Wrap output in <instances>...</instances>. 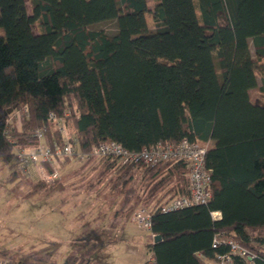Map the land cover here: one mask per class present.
Returning <instances> with one entry per match:
<instances>
[{"label": "trees", "instance_id": "16d2710c", "mask_svg": "<svg viewBox=\"0 0 264 264\" xmlns=\"http://www.w3.org/2000/svg\"><path fill=\"white\" fill-rule=\"evenodd\" d=\"M153 1L152 8L148 0H0V158L13 178L30 177L15 147L37 145L34 131L44 125L49 143L63 141L51 112L73 123L80 153L109 140L131 151L158 141H209L207 204L158 207L186 192L184 160L146 165L134 186L143 162L90 155L53 183L120 196V213L149 207L147 244L157 264H210L206 258L229 249L213 246L217 232L260 251L252 241L264 237V0ZM147 10L154 29L142 26ZM109 19L117 21L115 33L90 28ZM24 104L30 115L19 124L15 115ZM47 183L33 182L27 195ZM59 243L0 255L9 254L5 264L101 263L76 252L59 263Z\"/></svg>", "mask_w": 264, "mask_h": 264}, {"label": "rangeland", "instance_id": "374dc122", "mask_svg": "<svg viewBox=\"0 0 264 264\" xmlns=\"http://www.w3.org/2000/svg\"><path fill=\"white\" fill-rule=\"evenodd\" d=\"M148 3L154 7L153 0ZM144 16L143 28L154 29L152 12L147 10ZM90 28L115 33L118 26L116 19H109L91 24ZM258 94V89L252 90L253 96ZM19 121L17 119L21 124ZM69 125L74 126L72 122ZM203 143L210 145L209 141ZM82 159L76 156L70 162L65 161L62 167L56 163L61 173L58 180L71 168L79 166ZM145 166L138 167L132 185L140 184ZM26 170L30 177L13 178L10 165L0 158V253L9 248V254H23L59 241L55 252L59 263L67 254L76 252L86 253L100 264H141L149 251L146 243L151 232L134 221L131 212L142 204L134 205L128 213H118L122 212L120 196L106 191L62 187L53 183L55 180L27 195L32 191L33 182L41 177L34 163ZM9 254L0 255V264H5Z\"/></svg>", "mask_w": 264, "mask_h": 264}, {"label": "built area", "instance_id": "2783aa9c", "mask_svg": "<svg viewBox=\"0 0 264 264\" xmlns=\"http://www.w3.org/2000/svg\"><path fill=\"white\" fill-rule=\"evenodd\" d=\"M30 115L29 106L24 104L17 111L15 117L18 120L28 118ZM48 119L56 123V127L63 133L64 140H53L49 143L46 138L47 125L34 131V135L39 139L35 146H16V159L24 168L34 163L38 169L39 176L46 180H56L60 178V169L56 165L57 158L67 156H79L86 158L90 155L112 156L118 158L121 163L127 161H141L145 165H155L160 162L184 160L188 167V182L186 192L171 197L167 202L159 205L162 212H170L195 204H207L213 194L212 173L207 166L206 154L208 145L199 140L183 138L177 143L158 141L149 146H145L140 151H131L115 140L100 142L93 146L88 153H80L72 140L75 126L70 127L64 117H59L55 112L49 114ZM19 121V122H20ZM47 164L53 166L50 171ZM57 166V167H56ZM215 219L220 218V211H212ZM131 216L142 228L152 232V210L145 205L135 206ZM259 249H251L243 244L232 233L217 232L213 238V246L219 247L227 245L229 249L225 252L217 253L211 264H238L237 260L246 264H258L259 255L264 256V237L260 240L252 241ZM262 251V252H261ZM144 264H157L156 256L151 251Z\"/></svg>", "mask_w": 264, "mask_h": 264}, {"label": "crops", "instance_id": "0c3cea01", "mask_svg": "<svg viewBox=\"0 0 264 264\" xmlns=\"http://www.w3.org/2000/svg\"><path fill=\"white\" fill-rule=\"evenodd\" d=\"M118 213H120V212H118ZM107 215H110V213H108ZM147 231H148V230H147ZM149 232H150V231H149ZM152 235H153V234H152V232H151V238L149 239V241L152 239V237H153ZM149 241H148V242H149ZM148 242H147V243H148ZM147 243H146V244H147ZM148 250H149V251H148L149 253L152 251L149 247H148ZM148 252L146 253V256H147ZM146 256H145L144 259L142 260L141 264H144L145 259H146ZM206 259H207V261H209V263L211 264V262H212L213 259H209V258H206ZM107 264H108V263H107Z\"/></svg>", "mask_w": 264, "mask_h": 264}, {"label": "water", "instance_id": "95a60500", "mask_svg": "<svg viewBox=\"0 0 264 264\" xmlns=\"http://www.w3.org/2000/svg\"><path fill=\"white\" fill-rule=\"evenodd\" d=\"M12 109H13V108H9L8 111H7V113H8V112H11ZM154 238H155V241H158V240L161 239V235H160V234H156Z\"/></svg>", "mask_w": 264, "mask_h": 264}]
</instances>
